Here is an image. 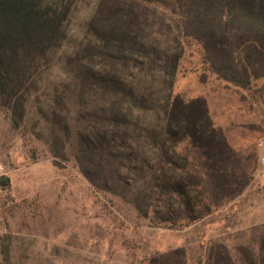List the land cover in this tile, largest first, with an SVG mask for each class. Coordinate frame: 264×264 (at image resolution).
Masks as SVG:
<instances>
[{
	"label": "rangeland",
	"instance_id": "rangeland-1",
	"mask_svg": "<svg viewBox=\"0 0 264 264\" xmlns=\"http://www.w3.org/2000/svg\"><path fill=\"white\" fill-rule=\"evenodd\" d=\"M40 1L67 16L17 107L0 105V264H149L175 250L185 264H257L264 240V66L255 61L264 59L244 45L235 49V69L220 73L239 81L245 67L252 79L243 87L220 79L212 61L225 62L230 43L235 48L243 35L264 29V0H181L167 8ZM215 40L224 46L214 49ZM170 88L184 100H205L235 154L236 182H247L207 217L175 228L141 216L129 195L94 187L77 159L88 146L84 135L88 144L103 131L115 135L121 174L145 187ZM92 162L85 160L88 170Z\"/></svg>",
	"mask_w": 264,
	"mask_h": 264
},
{
	"label": "trees",
	"instance_id": "trees-1",
	"mask_svg": "<svg viewBox=\"0 0 264 264\" xmlns=\"http://www.w3.org/2000/svg\"><path fill=\"white\" fill-rule=\"evenodd\" d=\"M169 1L174 6L181 0H132L159 8L169 7ZM243 11L247 15L250 12ZM66 16L65 12L53 10L40 0H0V105L11 109L17 107L29 73L63 35ZM260 22L264 25V20ZM229 45L225 62L212 61L213 71L223 81L243 87V83L247 84L252 79L245 67H240L243 72L239 81L232 75H222L220 71L230 70L234 63L239 62L233 56L235 49L243 48L242 45L253 49L258 58L264 59V29L258 28L251 35H243L235 48H232L233 44ZM223 46L221 40L214 41V49L219 50ZM176 61L177 58L172 61V73L177 69ZM255 62L264 66V60ZM166 98L162 109L163 129L158 135H152L155 165L146 175L149 183L145 187L131 185L129 179L121 174L120 168L125 166L120 160L123 156L122 141L115 135L107 138L108 133L103 131L90 144L89 137L84 135L83 145L88 146L77 159L81 173L94 187L123 198L129 195L141 216L149 218L153 215L157 225L175 228L207 217L228 198L239 195L247 182L241 185L236 182L239 169L235 164V154L222 131L212 123L205 100H184L173 94L172 88ZM123 126L126 129L127 125ZM114 127L120 128V124L116 121ZM94 157L97 159L94 170H88L85 160L92 165ZM133 161L136 162V157ZM140 176L144 178L142 174ZM233 183H237L234 188L231 186ZM258 256L257 264H264V240L259 244ZM162 258L149 261V264H185L182 250H175Z\"/></svg>",
	"mask_w": 264,
	"mask_h": 264
},
{
	"label": "built area",
	"instance_id": "built-area-1",
	"mask_svg": "<svg viewBox=\"0 0 264 264\" xmlns=\"http://www.w3.org/2000/svg\"><path fill=\"white\" fill-rule=\"evenodd\" d=\"M260 163L264 165V157L260 159Z\"/></svg>",
	"mask_w": 264,
	"mask_h": 264
}]
</instances>
